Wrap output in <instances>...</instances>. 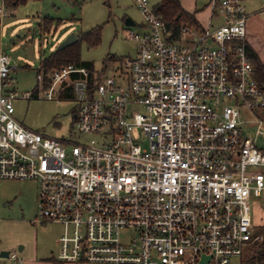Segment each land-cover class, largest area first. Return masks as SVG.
<instances>
[{
    "label": "built area",
    "instance_id": "2783aa9c",
    "mask_svg": "<svg viewBox=\"0 0 264 264\" xmlns=\"http://www.w3.org/2000/svg\"><path fill=\"white\" fill-rule=\"evenodd\" d=\"M134 3L143 17L141 32L128 31L135 55L108 62L100 75L74 63L41 65L36 85L19 92L0 51V180L36 181L34 221L62 226V263L241 260L264 239L253 216L255 201L264 209V148L240 128L242 109H264L245 9L210 0L224 23L199 33L184 26L175 38L148 0ZM7 10L0 0V21ZM61 93L76 102L77 130L98 141L66 143L15 118V100ZM255 121L264 137V121ZM9 258L22 264L14 252Z\"/></svg>",
    "mask_w": 264,
    "mask_h": 264
},
{
    "label": "rangeland",
    "instance_id": "374dc122",
    "mask_svg": "<svg viewBox=\"0 0 264 264\" xmlns=\"http://www.w3.org/2000/svg\"><path fill=\"white\" fill-rule=\"evenodd\" d=\"M77 1L29 0L10 9L12 15L2 18L0 51L9 57L12 68L10 76L15 80L17 91L31 90L36 85V72L42 60L54 52L70 34H75L78 39L81 33L100 27L98 44L91 46L83 39L78 42L80 61L91 62L95 71L103 69L108 57L120 59L135 55L136 44L128 37V31L141 32L143 17L134 0ZM148 1L153 6L160 0ZM206 1L181 0V5L189 10L194 4L202 5ZM242 4L248 20L257 22V26L250 32L253 40L262 45L260 55L264 60V0H242ZM126 18L135 24L126 26ZM44 20H51L52 26L44 24ZM181 43L189 45L190 40L183 37ZM13 105L14 116L23 126L48 137L80 144L88 143L91 139L99 140L96 135L81 134L77 130L73 118L77 106L73 99L33 97L17 99ZM240 119L242 134L251 136L257 146L264 148V137L254 133L257 129L255 120L264 121V109H242ZM133 136L143 150L148 148V140L140 129H135ZM36 194L37 183L34 180H0V252H14L22 258L24 264L26 261L31 264H52L45 259L49 257L50 251H55L54 239L61 235L62 226L34 221L37 216ZM253 216L257 233L264 238V209L259 201H255ZM263 241L246 252L240 261L243 263L249 258ZM19 246L23 247L21 251L18 250ZM240 261L233 258L230 264H240ZM0 264L15 263L8 257H0Z\"/></svg>",
    "mask_w": 264,
    "mask_h": 264
},
{
    "label": "trees",
    "instance_id": "16d2710c",
    "mask_svg": "<svg viewBox=\"0 0 264 264\" xmlns=\"http://www.w3.org/2000/svg\"><path fill=\"white\" fill-rule=\"evenodd\" d=\"M27 1L29 0H5V6L8 9H14L18 5L25 4ZM72 1L78 2L77 0ZM152 8L154 13L166 23L168 29L171 30L175 38L179 37L180 30L184 26L199 29V25L194 15L188 13L182 8L180 0H160L158 3L154 4ZM46 23L52 24L51 20H44V24ZM80 39L87 41L91 46L98 44L100 42V27L97 26L87 32L81 33L74 44L62 49H56L50 55L45 57L41 63L43 69L47 70L60 65L74 63L76 65L87 67L91 76H93L94 73L97 75L102 74L108 62L119 59L114 56L108 57L105 61L107 63L104 65L103 69L95 72L94 66L91 62H81L79 59L78 42ZM247 54L254 70L255 79L264 85V63L260 60L259 56L248 47V45ZM60 96L63 99H72L71 94L61 93ZM256 232H258L257 229ZM243 264H264V241L257 250L252 252L250 257L247 258Z\"/></svg>",
    "mask_w": 264,
    "mask_h": 264
},
{
    "label": "crops",
    "instance_id": "0c3cea01",
    "mask_svg": "<svg viewBox=\"0 0 264 264\" xmlns=\"http://www.w3.org/2000/svg\"><path fill=\"white\" fill-rule=\"evenodd\" d=\"M238 1L240 4H242V0H238ZM180 3H181V0H180ZM242 6L244 7L243 4H242ZM244 9H245V7H244ZM184 10L190 14H193L198 25H199V29H194L192 27L190 28L194 33L201 32L209 24H211L213 27H218L224 23V19H223V16L221 15V13L218 12L217 10L211 9L210 0H207L202 5L194 4V7H192L191 9H189V10L184 9ZM248 19H249V17H247V36H246L247 45L249 48H251L259 56L260 60L264 63V60L262 59V57L260 55V53H261L260 47L262 45H260L259 42H256L253 40L252 34L250 32V31H252V29H254L257 26V22L256 21L254 22V20H248ZM51 26H52V24H51ZM50 30L51 29H49L48 32H50ZM43 31H47V30L43 29ZM14 86H15V84H14ZM58 238H59V236L56 239H54V243H53V245L55 247V251L54 252L50 251L49 257H46V259H45V261H48L52 264H54V263L61 264L62 263V262L57 261V259H56V255L58 253ZM19 248H21V250H22L23 247L19 246L18 250H19ZM21 250H19V251H21ZM3 252H7V251H1L0 254ZM0 257H8L9 258V252H8L7 256H1L0 255ZM239 261H240V259H239ZM22 264H24L23 260H22ZM25 264H31V262L26 261ZM68 264H77V263H68ZM78 264H80V263H78ZM240 264H243V263L241 262Z\"/></svg>",
    "mask_w": 264,
    "mask_h": 264
},
{
    "label": "water",
    "instance_id": "95a60500",
    "mask_svg": "<svg viewBox=\"0 0 264 264\" xmlns=\"http://www.w3.org/2000/svg\"><path fill=\"white\" fill-rule=\"evenodd\" d=\"M124 24L126 26H132V25H134V22L130 18H126ZM76 41H77V36L75 34H70L69 36H67V38L65 40H63V42H61V44L58 46L57 49H62V48L68 47V46L74 44ZM19 250H21V248H19ZM0 255L1 256H7L8 252H3ZM206 262H207V258L204 257L202 259V261L200 262V264H206Z\"/></svg>",
    "mask_w": 264,
    "mask_h": 264
}]
</instances>
